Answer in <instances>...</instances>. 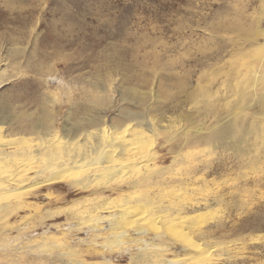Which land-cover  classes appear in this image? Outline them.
<instances>
[{
	"label": "rangeland",
	"instance_id": "374dc122",
	"mask_svg": "<svg viewBox=\"0 0 264 264\" xmlns=\"http://www.w3.org/2000/svg\"><path fill=\"white\" fill-rule=\"evenodd\" d=\"M256 31L264 32L261 0H0V124L6 104L25 119L46 107L61 127L79 116L69 100L86 103L81 88L111 82L110 99H100L109 119L123 105L142 109L163 133L159 168L175 183L163 185L161 200L184 205L186 221L171 207L162 219L117 225L149 228L144 248L104 220L105 234L92 239L91 222L46 218L91 192L48 185L32 191L36 210L26 219L12 217L24 227L1 239L0 263L264 264V34ZM228 123L231 138H211ZM44 232L48 245L29 251Z\"/></svg>",
	"mask_w": 264,
	"mask_h": 264
},
{
	"label": "bare ground",
	"instance_id": "6f19581e",
	"mask_svg": "<svg viewBox=\"0 0 264 264\" xmlns=\"http://www.w3.org/2000/svg\"><path fill=\"white\" fill-rule=\"evenodd\" d=\"M261 2L264 4V0ZM263 34V31H256L255 37ZM73 87L76 89V86L73 85ZM81 89L80 94L86 97V103L78 105L69 100L71 104L69 110L74 109L79 116L61 127L54 124V116L45 106L40 117L36 119L12 116L9 105L5 104L2 107L0 254L5 248H1V239L7 242V236L13 232H17L19 236L20 230L24 227H21L20 223L28 217L29 212L36 210L29 200L32 191L58 183L66 184L73 190L91 192L92 197L76 200L59 213L50 212L46 218L58 216L61 213L66 215L70 213L74 219L79 220L78 224L83 221L91 222L88 231L92 239L105 234L103 231L106 229L101 225L103 220L107 222L109 229L116 230L120 225H133L153 219H162L166 217L164 210L169 211L167 208L171 207L174 208V216L178 217L175 220H183L182 222L186 223L185 218L179 217L181 209H185L184 205H181L180 209L177 205L178 201L170 199L164 208L161 200V190L166 187L163 185L169 186L175 182L165 178L169 168H159L158 155L162 145L158 140L163 133L159 132L157 124L144 110L134 112L122 106V103L127 101L123 95H120L122 107L116 115L118 119L115 121L112 118L109 119L107 116L109 103H102L100 99L109 98L111 82L104 86L89 82L88 87ZM68 115H72L70 111ZM2 126L11 127L12 133L7 134ZM222 127L218 132L212 133L211 138L222 141L233 136L234 123L224 124ZM144 189L148 191L145 193ZM149 189H156L158 192L150 193ZM104 191L109 192L110 195H105ZM148 206L153 207L152 213L143 209ZM22 212L25 215H21ZM17 216L22 217L20 223L18 220L11 222V219ZM165 220L168 225L174 222L171 217ZM138 225L132 227L133 232L131 233L113 231L114 236L116 235L125 242L137 241L138 244L143 245L141 248H144L148 244L146 239L150 236L149 228ZM28 233V231L25 234L21 232L22 236H27ZM48 235V233H43V245H29L30 243L26 242L28 244L25 245L26 248L30 251L33 248L47 246V241L50 240ZM2 236L4 238H1ZM154 236H159V233H155ZM117 245L115 246L118 247ZM192 247L197 248V245L194 244ZM108 263L111 264L109 261ZM158 263L178 264L179 260L160 259ZM50 264H62V262L55 261Z\"/></svg>",
	"mask_w": 264,
	"mask_h": 264
}]
</instances>
